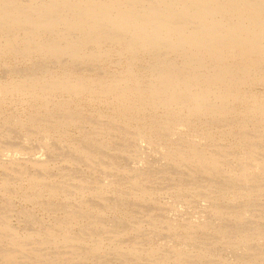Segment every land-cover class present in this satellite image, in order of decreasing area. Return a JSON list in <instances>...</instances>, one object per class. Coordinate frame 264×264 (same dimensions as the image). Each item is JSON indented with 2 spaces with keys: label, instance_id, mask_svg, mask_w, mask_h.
Returning <instances> with one entry per match:
<instances>
[{
  "label": "bare ground",
  "instance_id": "bare-ground-1",
  "mask_svg": "<svg viewBox=\"0 0 264 264\" xmlns=\"http://www.w3.org/2000/svg\"><path fill=\"white\" fill-rule=\"evenodd\" d=\"M0 43L2 44L0 46V48L2 47L0 49L1 59L6 55L23 57L24 59L38 55L60 63L57 67L54 66L56 71L46 69L37 74L19 76L18 79H5L21 81L6 82L0 85V93H2L0 107L7 103V100L16 97H21L23 102L29 103V105L37 103L38 106L33 108L37 111L29 119L32 121L33 129L27 131L41 133L48 128L55 133L67 134V130L78 126L76 128L79 129V133L85 139H81L83 144L74 142L78 139L68 140V146L71 150L78 151L77 155L79 156L72 150L74 155L83 156L84 160H81L85 161L87 166L92 169L111 171L110 176H127L125 184L123 181H117L113 176V178H109V176L103 180L105 183L101 182L102 180L96 181L91 177L87 179L89 176L84 177V175H82L84 180L81 181L80 178L82 177L78 178L77 176L76 178L80 179L81 187L79 186L80 189L76 188L77 190L73 189L76 192L75 195L72 194L73 191L71 192V188L75 184L72 185L71 183L70 189L68 188L70 185L66 184L67 187L63 184V187L71 192L66 191L69 192V199L75 201V196H77V202H80L90 195H95L101 199V203L106 207L105 210L111 212L122 208L124 205L122 199H124L125 190H133L138 197L148 194L143 181L150 180L149 177L152 174L149 170L147 171L149 168L144 169V167L148 165V159L150 160L154 152H158L170 167L184 169L185 173H182L186 175L189 174L190 176L196 171H202L206 174L208 178L207 176L203 178L207 183L201 184L204 190L214 189L216 183L213 185L212 182L216 179L219 180L221 173L227 171L228 168L230 173H225V171V175L232 173L234 178L230 176V180H227L226 176V180L220 179L221 184L218 183L219 186L215 189L231 197V200L264 194V181H262L263 185L260 184L261 182L257 184L258 178L256 181L253 177L259 172L263 173L264 176V160H261L259 158L260 153L258 154L262 151V147L264 150V146L258 143V140H261L258 135L261 136L262 134H255L253 130V133L247 132L250 129V124L246 121L238 122L240 120H235L239 117L252 121L256 119L257 122L261 123L259 128L255 130L256 132L261 131L259 129L264 127V96L252 95L245 89L247 86L253 87L254 84L264 83V0H0ZM99 49L105 50L99 52ZM106 55H109L110 58L115 55H119L120 59L127 58L120 64L125 70L121 69V71L119 70L120 73L117 72L118 74L113 76L93 77L79 74L76 70L83 69L74 67L78 64L85 66L86 63L99 58H107ZM136 59L140 62L143 60L146 64L143 62L144 65H142L143 63L140 65ZM40 68L42 70V67ZM43 68L45 69V67ZM74 68L76 69L75 72H73ZM20 71L23 72V70ZM24 97L27 100H24ZM84 101L108 105L111 114L106 118L104 116L98 118V120L100 119L99 122L102 121V118L108 121L98 123V128H96L97 126L91 124L93 121L98 122L96 119L87 121L85 116L80 115L81 113L79 114L76 109L72 108V105ZM78 106L80 105H76V108ZM199 119H203L206 123H197ZM15 121L18 124L22 121L21 125L24 123L20 119ZM87 126L91 127V130ZM199 129L210 131L204 133L200 132ZM118 131L121 132L119 135L123 134L122 137H128L130 134L138 137L139 144H146L148 150H151L149 151L151 155L147 153L148 151L139 155L138 157L142 156V158L135 160L137 164L134 163L135 161L130 162L131 165L136 164L134 167H123L125 162L119 166L120 164H117V161L112 157L115 156L112 155L114 153L109 155L110 149L113 147L111 143L116 141L108 138L114 133L117 134ZM216 136L228 140L224 144L225 146L223 145L224 147L215 148V145L209 144L210 141L207 142V140L213 142ZM112 138L117 137L113 135ZM79 140L77 142L80 143L81 140ZM89 141L100 143V147L97 149L99 152L96 153V148L93 147L92 142L91 145L94 149L87 147L86 143ZM130 143L132 144V142ZM141 147L144 148L143 145ZM240 147L244 150L236 153L235 150ZM114 148H117L115 150L118 153L124 152L123 148L115 146ZM19 149L18 145L12 146L0 152V157L3 159L10 157L13 153H19ZM259 149L260 151H258ZM117 157L120 158V154ZM123 158H125L124 155ZM231 158L234 161H227ZM79 160L76 159L75 161L78 162ZM3 162L0 160V167L7 168L13 164L12 172L15 171V174L16 170L14 169H18L15 165L21 166L23 164L20 161ZM46 162L48 161L46 160ZM130 163L127 165L130 166ZM24 166L25 172L28 173L26 165ZM35 166L42 170L49 168V165L40 163L39 160ZM18 172L20 171L18 170ZM23 174L24 171L22 175L20 174L21 177L19 174L16 175L18 180L29 184L27 188L29 194L24 195L23 201H39L42 198L58 196L65 191V189L62 190L61 181L56 182L54 180L55 184L58 183L55 185L50 179V181L48 178L46 180L42 174L35 173V175L29 176H26V173L25 176ZM101 174L100 178L102 177ZM3 183H8V181ZM186 184L184 183L185 186L181 187L183 185L179 186L178 182L177 188L174 185L176 192L181 193L184 189L186 191L194 189L190 181ZM153 187L155 188V186ZM92 188L96 194L92 192ZM37 190L38 192H35ZM111 191L115 193L116 198L107 197L108 193H112ZM35 193L36 195H34ZM178 196L180 195L178 194ZM61 205L63 206V204ZM91 205L84 199L80 209L70 208L66 205V207H62L60 210L65 212L64 219L58 223L55 233L53 230L44 232L47 237L41 238L38 249H32L30 246V241L35 238V235L29 232L23 235L19 232L15 233V229L12 230L2 217L0 219V247L2 245L7 247L0 248V258L7 262L3 264H18L17 252L31 255L30 257L34 256L40 260H47L50 264H60L63 262V257L66 263L67 260L65 256L60 254L61 252L55 258L48 255L47 248L49 245L59 244L74 246H70L74 264H94L93 258L95 256L103 258L112 251L118 256L127 257V261L131 264H137L145 255H149V252L147 253L144 247L142 248L143 242L136 239L139 236L135 237L136 232H140L141 225L139 223L129 224L130 228L128 225L123 228L118 227L117 221L114 222L108 215L109 220L104 223L103 219L101 221L98 219L101 211H97L96 216L89 212L91 223L87 231L73 235L74 232L71 227L79 222L80 216L87 213L85 207ZM96 205H100L99 202ZM213 209L215 217L228 215L229 220H236L237 218L241 221L245 220H242L243 217L241 216L246 215L241 212L238 214L239 212L234 210L229 211L224 205H217ZM119 211L121 210L119 209ZM259 217L257 216L258 219H260ZM225 218L224 216V222ZM171 220H167L169 221V223L167 222L169 226L166 224L167 228L163 225V221L162 225L167 232L173 233L172 240H176V242H171L169 253L163 255L166 258L161 259V264L162 261L168 264H194L193 261L191 262L193 258L191 254H194L192 251L190 252L193 247H190L191 243L194 244L197 239H203L200 231L206 232L212 225L208 222L209 220L198 221L195 218L193 221L185 223L170 222ZM253 221L255 222V220ZM156 224L157 219H152L150 227L153 225V228H159ZM229 226L232 227L230 222ZM241 228L242 226L234 234L232 233L233 237L235 235L234 240L232 239L233 245L239 244L236 247V249L238 248L237 254H235L236 263L249 264L247 261L246 263L243 262L246 259L244 255L251 250L252 247L249 246L252 241H259V243L264 241V230L261 229L262 227L260 230L258 228V231L254 232L253 238H250L247 230H241ZM178 229L180 231L183 229L184 233L176 232ZM216 232L219 235L222 234L220 240H224L223 236L226 238L229 236L226 225L217 228ZM197 233L200 237H196L195 234ZM106 239L112 246L109 251L103 250ZM143 241H145L144 238ZM76 243L80 245V249L76 248ZM228 243L227 241L226 244ZM232 243L231 246H233ZM188 244H190V249L187 247ZM167 259L168 261H165ZM100 261L101 259L98 263ZM256 262L253 261L252 263L251 261L252 264H258Z\"/></svg>",
  "mask_w": 264,
  "mask_h": 264
},
{
  "label": "rangeland",
  "instance_id": "rangeland-1",
  "mask_svg": "<svg viewBox=\"0 0 264 264\" xmlns=\"http://www.w3.org/2000/svg\"><path fill=\"white\" fill-rule=\"evenodd\" d=\"M0 46H2V44ZM104 50L105 49H103V50L99 49V52H104ZM106 56H107V58H99V59H96L95 61H91L90 63H86L85 66H84V64H82L83 67L81 66V64L80 65L78 64L79 67H77L78 65H75L74 67L76 69L82 68L83 70H76L74 68L73 72H75V70H76L77 72H79V74H83L85 76L108 77V76H113L115 74L120 73L121 69L125 70L123 67H121L120 64H122V62L126 61L127 58H121L120 59L119 55H115V56H113V58H110L109 55H106ZM119 60H120V62H119ZM136 61L138 63H140V65L143 62H145L143 60H141L142 62H140V61H138V59H136ZM148 61H150V59ZM37 62H38V64H37ZM57 62L58 61H56V60L54 61V60H51L48 58H43V57H40L38 55H34V56H31L30 58H25V59L23 57L18 58V57L13 56V55L3 56L2 59L0 58V85L4 84L6 82L11 83V82L21 81V80H5L7 78L18 79L19 76L22 77V75H25V74H26V76L27 75L29 76L31 74H37L38 72L45 71L46 69L49 71L55 70V68L58 66V64H60ZM41 63H42V65H41ZM54 63H56V64H54ZM145 64H146V62H145ZM142 65H144V63ZM54 66H56V67H54ZM88 66H89V71H88ZM40 67H42V70ZM43 67H45V69ZM18 69L23 70V72L18 70ZM16 73H17V75H16ZM99 73H101V74H99ZM109 73H111V74H109ZM245 89H247V92H250V94H252V95L264 96V83L254 84L253 87L247 86ZM1 96H2V93H0V97ZM23 99L27 100L26 97H24ZM76 105H80L78 107H81V108H78V107L76 108ZM76 105H72V108L76 109L79 114L81 113L80 115L85 116V118H87V121L88 120L92 121L95 119L98 121V122L93 121V122H95L94 123L95 125L93 124V122L92 123L90 122L93 126H97L96 128H98V123H101L102 121L106 123L108 121L107 119L102 118L101 119L102 121L99 122L100 121V119L98 120L99 117L104 116L106 118L107 116H109L111 114V110L108 107V105H104V104L98 105L96 102L90 103L87 101L78 103ZM35 106H38V104L34 103V105H32V104L29 105V103L28 104H26V102L24 103L21 97H16L12 100H7V103L2 104V106L0 107V124H2L4 126V127L2 125L0 126V152H3V150H5V149H8L12 146H17V145L20 148L18 151L19 153H16V154L13 153L10 157H6L7 159L6 158L3 159V157L2 158L0 157V160H1V162L5 161L6 163L10 162V161H13V162L20 161L23 163L22 164L23 166L22 165L21 166L15 165V167H18V169L17 168L14 169V170H16V174H15V171L12 172L13 168H14L13 164L11 165L12 167L10 166L11 168L10 167L5 168L3 166L0 167V219L3 217L5 219V222L10 225L11 229L12 230L15 229V233L19 232L23 235V234L29 232L30 234L35 235V238L31 239V241H30V243H31L30 246L32 249L33 248H37V249L40 248L39 242L41 241V238L43 239V238L47 237V234L44 232H47L49 230H53V232L57 231L58 223L60 221H62V219H64V217H65V212L60 210V209H62V207L70 206V208L80 209L82 207V202L84 199H86L89 202V204H92L91 206L93 208L91 206L85 207L87 213L85 215L80 216L78 218L79 222H77L74 227H71V230L74 233L71 230H70V232L73 233V235H76L77 233L87 231L88 226L91 223V221L89 220L91 218L88 214L89 212H90V214L94 213L93 215L96 216L97 215L96 212L101 211V214L98 215L99 217L97 216L100 221H101V219H103L104 220L103 222L106 223L109 220L108 216H110V219H112L114 222L117 221L118 223L116 222V224H119L118 227H122V228L127 227L125 225H128V228H130L131 226L129 224L135 225L136 223H139L141 225V228L139 230L140 232H136L137 235H135V237L139 236L136 239L141 240L143 242L142 248L144 247V250L147 253L149 252L148 253L149 255H145V257L140 259L138 261V263L136 262L137 264H161V262H160L161 259L166 258V256H163V255H166V253L167 254L169 253V249H170V246L172 244L171 242H174V241L176 242V240H172L173 239V233L170 234L165 229V228H167L166 224L169 223V221H167V220L172 219L170 222L174 221V222H184V223L187 221H193L194 218H195V220H198V221L199 220H201V221L202 220H205V221L209 220L208 222L212 225V227L210 229H208L206 232L200 231V233L203 236L202 237L203 239L200 238L201 240L197 239L196 242H194V244L191 243L190 247L193 246L192 249H190V247H189L190 244H188V246H187V247H189L190 252L192 251V253H194V254H191V256L193 257V258L191 257L192 258L191 262L193 261L194 264H229V263L230 264H237L235 254H237L236 252L238 251V248L236 249V247H238L239 244H237V246H234L232 243V239L234 240V237H235V235L233 237V234L235 233V231H237V229H239L240 226H242L243 229L241 228V230H244V229H245V231L247 230L249 237L253 238V235L255 234L254 232L258 231V228L260 230V228L262 227L261 229L264 230V194H262V195L257 194L256 196L254 195L255 197L254 196L253 197H243L245 199H243L242 197H239L240 199L238 198V199H232L231 200V197H228L227 195H225L224 193H222L218 189H215L216 187L218 188L219 184H221L220 181L224 180L226 178V176H227V180H230V178H231L230 176H232L234 178L232 173H231V175L230 174L225 175V173H230V171L227 167H226L227 171L225 170L226 172L223 171L221 173V177H219V180L216 179L214 182H212V184L216 183V185L214 187L215 190L214 189L204 190V188L202 187V185H203L202 183H205V184L207 183L205 178H203V177L207 176L206 174H204L202 171H196L195 173H191L190 176L193 178L192 179L189 176V174H187V175L184 174L185 173L184 169H182V168L177 169V167H173V166L170 167V165H168L166 162H164V160L160 157V154L158 152H154V154L152 153V157L150 158V160L148 159V165H146L144 167V169H146V167L149 168V169H147V171L149 170V172L152 174V175H150L148 172V175H150V177H149L150 180L143 181L144 187L147 189L148 194L138 197V195H136L133 192V190H131V191L125 190L124 191V199H122L124 205L122 206V208H119L121 211H119V209H117L116 211H111V212L105 210L106 207L101 203V201H100L101 199L99 197H96L95 195H90V196L84 198L80 202H77V196H75L76 198L74 197L76 199L75 200L76 202L73 199H69L68 193L70 192V190H67L66 187L64 188L63 184H64V186L66 184L68 186L70 185V187H68L66 185L69 189L72 187L73 184H75L74 187L71 188V192H72L74 188H75L74 190H77L76 188L80 189V187H81L80 179H81V181H83L84 177L89 176V178H87V179H90V177H91V178L95 179L96 181L102 180L101 182L105 183V181H103V180H105L107 177H109L112 174V172L111 171L108 172L107 170H99L98 168L92 169L90 166L88 167L87 164L85 163V161H82V160H84L83 159L84 157L83 156L77 157V156H79V155H77L78 151L75 152V150L72 149V150H74V152L76 153L77 156L74 155V152L68 146V140L73 141V139L74 140H77V139L78 140L79 139L84 140L85 139V137L82 138V135L79 133V129L76 128L78 126L72 127L73 129L71 128V129L67 130L68 131L67 134L55 133L54 131H52L51 129H48V128L45 129L44 131H42L41 133L38 131L37 132L35 131L33 133H32V131H27V130L33 129L32 128V126H33L32 121L29 119H31L32 114L37 111V110H33V108H35ZM82 106H83V108H82ZM19 119L24 121V123L22 125H21L22 121L19 122L20 124H18L15 121V120L18 121ZM235 120L236 121L240 120L238 122H241V121L248 122L250 124V129L247 132L253 133V131H254L255 134L258 133V134H262L264 136V132H263L264 129H262L264 127L260 128L259 130H261V131L258 130L259 132L255 131L259 128L258 126L261 124L260 122H257L256 119H254L252 121L250 119H246V118L241 119V117H239L237 119L235 118ZM14 122H16V123H14ZM197 123H199V124L206 123V121H204L203 119H201V120L199 119ZM102 124H99V125H102ZM25 127H26V129H25ZM87 128L91 130V127L89 128L87 126ZM215 128L217 129V126H215ZM8 129H9V131H8ZM120 129H122V127H120ZM15 130H17V131H15ZM243 130H245V129L243 128ZM207 131H210V130H207ZM207 131L200 130V132H204V133ZM14 132H16V133H14ZM260 132H262V133H260ZM120 133L121 132L118 131L117 134H115V133L112 134V136L114 135L117 138H112L111 135H110L111 137L110 136L108 137V138L116 141L114 143H111V145L113 147H112V149H110V152H109V150H108V152H109L110 156L112 153H114L112 155H115V156H112V157L115 161H117V164H120L119 166H122L125 162L126 165L124 164L125 166L123 165V167H134L137 164V162H136L137 159L142 158V156L138 157L139 155H141V154L143 155L147 151H148L147 153H149L151 155V153L149 152L151 150H148V148L145 146L146 144L145 145L139 144L140 141H138V137L130 134L128 137L123 136L124 137V139H123V137H122L123 134L119 135ZM261 136L258 135V137L261 138V140H258V139L257 140L259 141L258 143L261 144V146H264V137L262 136L263 137L262 138ZM22 137H24V138H22ZM44 138H46V139L48 138V139L46 140ZM49 139H51V140H49ZM126 139L127 140L129 139V140L127 141ZM30 140H31V142H30ZM83 140H81L80 143L77 141H74V142L78 143V144H83V142H82ZM124 140H126V141H124ZM6 141H7V143H6ZM8 141H9V143H8ZM227 141L228 140L221 139L219 136H216L215 139H213V142L211 140H207V142H209L210 145L211 144L215 145V148H222V146L225 143H227ZM2 142H4V143H2ZM14 142H17V143L19 142V143L18 144L16 143L17 144L16 145ZM91 142L92 141H89L88 143H86L87 147H89L90 149L92 148ZM130 142H132V144ZM13 143H14V145H13ZM52 143H53V145H52ZM55 143H56V145H55ZM92 143H93V147L96 148L95 149L96 153L99 152V150H97V149H99L100 143L99 144L97 142H92ZM90 145H91V147H90ZM129 145H131V146H129ZM142 145L144 146L143 149L141 147ZM58 146H59V149H58ZM80 146H83V145H80ZM114 146L118 147V148L119 147L123 148L124 152H122V153L116 152L115 149H117V148H114ZM101 147H102V145H101ZM129 147L130 148L132 147V148L130 149ZM145 147H146V149H145ZM94 148H92V150ZM126 149L129 151H127ZM140 149H142L143 152ZM247 149L249 150V148H247ZM261 149H262V151H260V149L258 150V151H260V152H258V154L260 153L259 158H261V160H264L263 147ZM130 150H131V152H130ZM242 150H244V149H242V147H240L238 150L236 149L235 152L240 153ZM248 150H245V151H248ZM40 153H41V156H39ZM72 153H73V155H72ZM17 154H18V156H17ZM45 154H46V156H45ZM119 154H120V158L117 157V155H119ZM123 155L125 156V158H123ZM156 155L159 156L160 158L157 157ZM126 156H127V159L129 156L128 160L126 159ZM73 157L75 158V160L76 159H80V160L77 162L74 160ZM123 159H124V161H123ZM125 159H126V161H125ZM232 159L233 158L228 159L227 161H229V162L234 161V159L233 160ZM38 160L40 161V163H43V164L46 163L47 165H49L48 170L47 169L42 170L40 167L35 166V163H37ZM46 160L48 162H46ZM41 161H43V162H41ZM118 161H119V163H118ZM127 161H129V162H127ZM5 162H3V163H5ZM130 162L131 163L134 162L136 164L131 165ZM127 163H128V165L130 163V166H128ZM160 164H162V165H160ZM24 165H26V169H28L26 171H29L28 173L25 172V166ZM163 165H164V168H163ZM165 166H166V168H165ZM19 167H21L20 169H22V170H20ZM172 167H173L174 171H173V169H171ZM175 169H177V170H175ZM18 170L21 173L18 172ZM150 170H152V171H150ZM153 170H155V171H153ZM23 171H24V174L26 173V176L33 175V174L35 175V173H37L38 175L42 174V176H45L46 180L48 178V180L50 179L51 182H53V183H54V180L56 182L61 181L60 184H61V187L63 188L62 190L65 189V191H63V193L58 195V196L49 197V198H42L39 201H28V200L23 201L22 198H25L24 195L29 194V190L27 189L29 184L25 183L24 181H22L20 179L18 180V178H17L18 174L21 177ZM171 172H172V174H171ZM182 172H184V173H182ZM30 173H32V174H30ZM100 173H102L101 178H100ZM107 174H109V175H107ZM82 175H84V177H82ZM77 176H78V178H80V177H82V178H80L78 180L76 178ZM112 176H110L109 178L115 177L117 181H119V182L123 181V184L126 183L127 176H120V175H117V176L114 175L113 177ZM176 176H178V177H176ZM253 177L255 178V180L258 178L257 180H259V181L256 180L258 182V183L256 182L257 184H259L260 182H261L260 184H262V181H264L263 173L259 172V174H257V175L254 174ZM207 178H208V176H207ZM76 180H78V181H76ZM187 180H188V182H187ZM4 181H8V183H3ZM49 181H46V182H49ZM189 181L194 186L193 190L186 191V189H184L181 193L176 192L174 185L177 188L176 184H178V182H179V186L183 185L181 187H184L185 185H187L186 183H189ZM217 181H219V182H217ZM51 182H49V184ZM63 182H65V183H63ZM71 183H72V185H71ZM77 183L79 184L78 186H77ZM184 183H185V185H184ZM55 185H58V183H56ZM150 186H152V187H150ZM153 186H155V188ZM199 186H200V188H199ZM157 187H159V188H157ZM161 187L164 189H162ZM168 188H169V190H168ZM66 191H69V192H66ZM93 191H94V188H92V192ZM98 191H99V189H98ZM35 192H38V190ZM127 192L128 193L130 192V193L128 194ZM32 193H34V191H32ZM75 193H76L75 191L72 192L73 195H75ZM93 193H95V192H93ZM125 194H127V195H125ZM131 194H133V195H131ZM178 194L180 196H178ZM199 194H200V196H199ZM205 194H207V195H205ZM34 195H36V193ZM111 196H112V198H114L116 195L113 192L108 193L107 197L110 198ZM115 200H118V199H115ZM132 201H133V203H132ZM98 202L100 205H96V203L98 204ZM201 202H203V203H201ZM94 203H95V205L93 206ZM61 204H63V206ZM217 205H221V206L224 205V207H226L229 211L234 210L237 213L239 212L238 214H240V212L243 213V215H246V216H241V217H243L242 220L243 219H245V220L241 221V220H238V218L236 220L235 219L229 220L230 218L228 215H223V216L219 215L220 217L217 215L219 218L215 217V215H214L215 213H214L213 208L217 207ZM99 206H102V207H99ZM143 206H145V207H143ZM232 206H234L235 208ZM150 207L153 209H151ZM51 209H54V210H51ZM188 209H189V211H188ZM105 212H107V213H105ZM176 212H178V213H176ZM199 212L200 213L203 212V213L200 214ZM169 214H170V216H169ZM182 215H184V216H182ZM211 216H213V218H211ZM224 216L226 217L225 222H228V223L224 222V220H223ZM257 216L258 217L260 216L259 217L260 219H258ZM152 219L153 220L157 219L156 225H158L159 228H156V227L153 228L152 227L153 225L150 227ZM252 219L255 220V222ZM256 220H258V221H256ZM162 221H163V225L165 226V228L162 225ZM123 222L124 223L126 222V223L124 224ZM229 222H230V225L232 227L229 226ZM247 222H248V224H247ZM239 223L240 224L242 223V224L238 225ZM243 223H244V225H243ZM225 225L228 228L229 236H227L228 240L225 236H223L225 241L223 239H221L222 240L221 241L220 237L222 236V234L221 233H220V235L217 234L216 229L219 227H222V226L225 227ZM234 225H236V226H234ZM168 226H169V224H168ZM234 227H236V228H234ZM252 227H253V229H252ZM79 229H81V230H79ZM183 231H184L183 229H181V231H180V229H178L176 232H183ZM198 233L195 234L196 237H200V235H199L200 233L199 234ZM141 234H142V236H141ZM160 236H162V237H160ZM143 238L146 242L143 241ZM147 238H149V239L146 240ZM229 240H231V241H229ZM227 241L229 242L228 244H226ZM230 242L232 243L233 246H231ZM126 243L130 244L129 242H126ZM229 244H230V246H229ZM76 245H77L76 248L80 249V245L78 243H76ZM110 245H111L110 242L106 239L104 242V245H103L104 246L103 250L109 251V249L112 247ZM251 245L249 247L250 248L252 247V248H251V250H249V253L244 255V257L246 259H244L243 262L245 261L244 263H246V261H247V263L252 264L253 261H257L256 263H258V264H264V253H263L264 252L263 251L264 250V241H260V243H259V241H255V242L252 241ZM65 246H66L65 244L49 245V248H47L48 255L50 257L55 258L57 256V254L61 252L60 254L62 256H65L67 261L65 263L64 258L62 257L63 262H60V264H74V262L72 261L73 256H72V253L70 251V246H73V245L66 246V247ZM3 247L7 248L5 245H2V247H0V248L4 249ZM67 251H68V253H67ZM111 251H112V249H111ZM252 251H253V253H252ZM50 252H52V253L49 254ZM112 252L110 254L109 253L106 254L107 256L105 255L103 258H101V256H99V257L95 256L97 258H95V257L93 258L94 259L93 263L97 264L98 261L101 259L100 263H98V264H131L130 262L127 261L128 260L127 257H125V256L121 257V256L116 255L115 252H113V253ZM17 254H18V261H19L18 264H20V263L21 264H46L47 262H48L47 264H50L49 261H47V260H40L34 256L30 257L31 255L28 256L25 253L23 254V253L17 252ZM19 254H20V256H19ZM226 255H228V256H226ZM102 261H103V263H102ZM165 261H168V259ZM251 261H252V263H251ZM169 262H171V261H169ZM1 263L3 264V263H7V262H4V260H1V258H0V264ZM162 264H168V263H165V262L163 263V261H162Z\"/></svg>",
  "mask_w": 264,
  "mask_h": 264
}]
</instances>
